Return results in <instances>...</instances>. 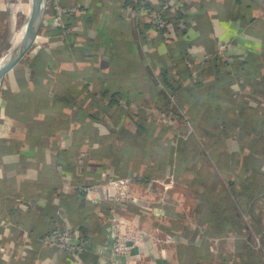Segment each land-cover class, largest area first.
I'll use <instances>...</instances> for the list:
<instances>
[{"label": "crops", "instance_id": "1", "mask_svg": "<svg viewBox=\"0 0 264 264\" xmlns=\"http://www.w3.org/2000/svg\"><path fill=\"white\" fill-rule=\"evenodd\" d=\"M75 1V5H69L68 0H62L64 6L73 9L69 14L71 25L67 30L61 29L53 34L43 32V29H58L45 20L32 51L0 84V192H12L8 196L4 195L5 201L8 197L15 199L21 196L30 202H37V197L44 199L42 211L37 216L29 212L19 214L18 210L11 213L0 205V222L12 220L14 224L31 228L32 234L36 236L49 233L57 225H77L83 235L95 239L92 250L78 259H70L58 250L36 246L33 256L35 254V260L39 264H103L98 251L102 250L106 256L110 254L112 237L107 222L109 196L104 192L95 197L65 191L62 190L64 181L73 184L89 182L96 186L100 182V175L111 167L121 176L140 171L151 174L152 177H159L172 171V164L165 168L158 160L143 161L140 157L143 152L127 146L115 132L116 122L120 120L125 129L132 133L136 131L134 122L140 118L125 113L128 105L133 109L134 106L139 109L142 104L146 108H158L153 100H159L163 84L149 83L142 79L147 66H144V63L145 58L153 57V64L147 66V71L151 76L157 75L160 71L156 62L168 53V44L150 27L146 19L148 15L142 14L137 5L138 0H129L128 5L125 0ZM143 1H146L153 11H160L163 7L173 10V7L179 4L183 12L188 14V26L185 31L178 32L174 29V34L171 31L173 27H168V30L181 42L184 58L192 53L194 62L203 67L202 72L205 70L212 74V77L208 78L210 81L215 79L216 74L212 90L222 88L221 93L224 94L223 91L227 89L232 95L220 97L219 93L215 97L214 93H210L207 96L209 104H218L223 108L226 105L230 106L229 108L240 106L248 110L249 117L255 114L264 115V0ZM2 5L7 12L10 3L0 0V9ZM7 19L8 23H15L14 15L11 16L10 12H7ZM11 33L5 40L6 44L2 42V48L11 47L14 36ZM220 43L227 45V54L231 59L229 64H219L216 61ZM35 57L50 64L49 72L53 80L50 87L35 80L38 75L33 66ZM216 63L219 64L217 68ZM119 66H123V69ZM241 68L243 73H240ZM132 72L138 74L136 82ZM60 73L65 75L61 76ZM88 76L90 78L86 79ZM107 78H112L113 88L109 87ZM57 81L63 85L71 98L74 96L76 83V88L86 95L80 97L74 105L85 109H91L95 103L99 104L102 92L112 88L111 94L120 97L121 101L117 104L114 102L109 114L104 113L110 124H94L91 131L81 127L76 131L70 125L56 123L53 114H46L50 112L47 111L50 104L44 107L32 97L40 89H46L48 96L54 95ZM120 81L122 85L119 86ZM220 82H223L221 86ZM125 89L129 90L127 95ZM119 91L124 93L119 95ZM65 114L73 120L74 116L76 119L78 116V120L85 123L87 121L83 113L79 115V109L75 106L66 108ZM145 114L148 115L146 112ZM150 120L153 121L149 123H155L153 125L157 128L154 139L159 134V126L169 128L170 132L166 133L162 141L166 143L165 146L170 149L171 154L178 147L175 144V135L180 120L184 121V117H172L166 122L156 117ZM54 125L57 128L46 137L40 134L39 127ZM86 132L88 135L84 136ZM77 133L80 135L79 139H76ZM192 138H195V135ZM75 143L81 149L79 155L84 153L87 157L84 167L77 164V158L72 164L61 163L63 154H69ZM260 147L259 151H264V146ZM234 148L237 151L241 149L239 146H233ZM173 158L174 155L171 154L170 160L173 161ZM259 167L264 174V164ZM175 171L179 178L176 168ZM180 188L183 192L179 191ZM216 188L217 185L213 183L211 189ZM133 189L140 197L152 200V205L161 204V188L149 190L145 184H140ZM195 190H202L199 184L189 186L186 181H179L175 192L168 195L165 201L167 217L163 223H160L158 210L151 212L148 209L133 208L131 217L135 218L141 227L146 230L158 227L159 238L173 234L176 243L173 245L174 251L166 257L162 256L156 246L147 244L136 249L132 256L124 262L121 261V264H230V256L258 251L256 233L248 228L243 230L238 238L235 237L237 241L234 246L230 243H220V246L215 242L213 246L209 244L212 238L220 234H236L229 231L231 225L227 222L231 218L227 216L216 224L219 230L213 235L210 234L211 228L202 220L204 217L199 212ZM260 209L264 227V207ZM36 217L38 221L32 220ZM247 218L244 215L238 219L242 225H246ZM1 230L0 242L10 244L14 248L24 246L19 239H9L7 230L3 231L4 233ZM1 262L3 264V261ZM35 263L31 262V258L29 260L19 256L10 264Z\"/></svg>", "mask_w": 264, "mask_h": 264}, {"label": "trees", "instance_id": "2", "mask_svg": "<svg viewBox=\"0 0 264 264\" xmlns=\"http://www.w3.org/2000/svg\"><path fill=\"white\" fill-rule=\"evenodd\" d=\"M68 1L70 3L69 5H75L74 0ZM79 1L76 0L75 2ZM129 2V0H125L126 5ZM137 3L140 11L143 12L142 14L149 15L153 11L146 1L144 4H141L140 1H137ZM160 11L172 23L173 30H177L179 21L185 16L183 8L181 11H173L170 7H163ZM70 20L71 16H67L65 22L66 30L71 25ZM47 30L43 29V32L53 34L61 29L53 30L49 28ZM173 33L175 34V30ZM155 34L162 36L163 40L168 44V53H166L164 58H158L156 63L160 72L157 75L152 74L153 76L147 71V66H152L153 64V57L148 56L145 58L144 66H147L142 79L149 83L160 82L163 84V88L158 96L159 100H153L154 104H157L160 110H168L173 116H179V118L187 117L189 121L191 120L195 128V138L188 142H180L177 149L171 153L174 155L172 161L170 160L171 151L165 146L166 143L164 144L162 141L166 133L170 132L168 131L169 128L164 125L159 126V134L154 139V133L157 128L153 125L155 123H149V121H153L150 119L154 118L145 114L144 111L136 109L135 106V110L131 106L129 108V105L125 113L127 115L129 113L131 117L137 116L140 118L139 121L134 122L136 131L132 133L128 129H125L122 125L123 122L121 123L122 120H120L116 122L115 132H117L118 137L126 145L128 144L127 146L143 152L140 156L143 158V161L155 162V160H158L159 163L164 164L165 168L170 164L172 166L175 164L180 180L183 182L186 181V184L189 186L199 184L202 190L200 192L195 190V193H197L195 197L196 203L199 207L200 214L204 217L202 220L211 228L210 234L213 235V233L219 230V226L217 225L225 216L231 218L227 222L231 225L229 231L235 233L236 237L242 235L243 230L247 228L258 234V228L262 222V213H258V210L264 204V174L259 170L261 167L259 165L264 164V151H259L261 148L260 145L264 146V115L255 114L249 117L248 110L246 111L240 106L229 108L230 106L226 105L223 108L218 104L216 106L209 104L207 96L210 93H214L215 97L219 93L220 97L224 95L230 97L231 94L228 93L227 89L223 91L224 94L221 93L222 88L221 90L218 88L212 90L211 86L216 79V74L215 79L210 81L208 78L212 74L205 70L202 72L203 67L200 64L194 62L193 69L188 70L185 68L184 48L168 28L155 31ZM34 60V69L38 71L35 80L50 87L53 82L51 80V72H49L50 64L43 59H37V57ZM218 66L219 64L216 63L215 68ZM119 68L123 69V66H119ZM193 71L197 73L196 78L192 77ZM240 71V73H243L242 68ZM132 73L136 82L138 74L136 72ZM60 74L61 76L65 75L64 73ZM89 78L90 76L86 79ZM106 82L109 83V87L113 86L112 78H107ZM58 83H56L55 87L57 89L54 95L50 94L48 96L46 89H40L32 97V99L43 104L44 107L48 103L50 104L47 110L50 112L46 114H53V120L56 123L70 125L76 131L81 128H86L91 131V129H94V124H103L104 126L110 124V120L104 117V113L109 114V110L114 105V102L117 104L121 101L120 97H116L114 93L111 94L113 87L102 92L103 94L100 96L99 104L95 103L91 109H85L79 105H74L80 97L86 95L85 92H80L81 90L76 88L78 86L76 83H74L75 92L73 98L69 96V93H66L63 85L60 82ZM222 84L223 82H220V86ZM120 85H122L121 81L119 82ZM124 91L125 95L129 92L126 89ZM124 91H119V95H122ZM171 99H174V102L172 105H169ZM71 106L79 109V115L81 113L84 114V117L87 119V121L85 120L86 123L80 119L79 121L78 116L77 119L74 116L73 120L65 114L66 108H71ZM236 111H238L237 114H234ZM39 128L41 129L40 134L46 137V135L57 127L54 125L52 127L42 126ZM75 135L76 139H79V133ZM87 135L86 132L84 136ZM229 139L235 140L237 146L241 147V149L239 151L235 148L229 150L227 147V140ZM242 148L245 150H242ZM80 151L81 149L78 144H73L69 154H63V157L60 159L61 163L72 164L73 160L80 154ZM245 154L246 156H244ZM146 176L152 177L151 174H147ZM213 183H215V186L217 185L216 190L211 189ZM11 193L7 191L0 192V205L13 213L16 212L15 207L5 201L6 197L4 196H8ZM244 215L248 217V223L246 222V225H242L238 219L239 216ZM37 218H33L32 220L38 221ZM229 258L231 264H264V237L258 251H253L250 254L248 252L245 255H234ZM0 264H2L1 258Z\"/></svg>", "mask_w": 264, "mask_h": 264}, {"label": "built area", "instance_id": "3", "mask_svg": "<svg viewBox=\"0 0 264 264\" xmlns=\"http://www.w3.org/2000/svg\"><path fill=\"white\" fill-rule=\"evenodd\" d=\"M138 1H140L141 4L145 3L143 0ZM69 9L70 8L64 7L62 0H48L45 20H48V23L52 26L65 29L64 19L73 11V9ZM181 9L182 8L179 4L173 7V11H181ZM184 14V18L179 21L177 27L178 32L185 31L188 26V14L185 12ZM146 19L150 27L155 31H160L168 27L172 28V23L167 20L161 11L154 10L150 12ZM171 31L174 32L173 29H171ZM194 58L195 57L192 53L185 56V68L188 70L193 69ZM215 58L219 64H229L231 62V59L227 54L226 44H219ZM192 77H197L196 71L192 72ZM173 102L174 99H171L169 105H172ZM139 110L148 113V115L153 118L156 117L158 119H163L164 122L170 120L172 117L175 119L177 118V116H173L168 110L164 111L152 107L146 108L143 104L139 106ZM194 134V126L190 123L187 117H184V121L180 122L175 135L176 146L182 141H190ZM233 146H237V142L233 139L227 140L228 149L232 150ZM85 160H87V157L83 153L77 157V164L83 166ZM146 175V173L136 171L133 174L121 176L116 174L111 167L100 175V182L96 186L89 182L87 184H73L72 182L64 181L62 190L78 192L88 196L95 195V197L104 192L109 196L110 207L107 222L110 226L108 230L111 233L112 242L109 255H104L102 250H100V252L98 251V254L102 257L101 262L103 264H121V261L124 262L129 259L136 249L147 244H151L154 247L156 246L163 257H166L170 252L174 251V244L176 243L175 235L166 234L165 237L159 238L158 227L146 230L141 227L139 222H137L135 218H132L131 215L133 214V208H138L139 210L148 209L151 212L158 210L160 213V223L165 221L167 217L165 201L167 200L168 195L175 192V188L180 181L175 171V164L172 166V171L164 176L147 177ZM140 184H145L149 190L161 188V204L152 205V200H146L135 194L133 188L138 187ZM37 198V202H30L24 196L15 199L8 197L7 202L14 206L19 214L21 212H29L34 213L36 214L35 216H37L40 215L44 203V199L40 197ZM143 202L144 204H142ZM13 222L14 221L9 219L1 221L0 230H7V237L9 239H19L18 241L20 243L22 241L24 246L14 248L10 244L0 242V258L1 261H3V264H10L13 262L14 258L19 256L23 259L30 260L31 258V262L34 261V263L36 262L35 264H39L37 263V260H35V254L33 256L34 248L36 246L45 247L49 250H58L68 255L70 259H78L84 253L91 251L95 242V239L83 235L77 225L68 227L57 225L49 233L36 236L32 234L31 228L26 226L23 227L22 224H14ZM262 223L263 221L258 228L259 233H256L255 235V242L258 249L261 247L264 237V227H262ZM0 234L2 235L1 232ZM235 237L234 234H220L219 236L212 238L209 244L213 246L215 242L216 245L220 246V243H230L234 246L233 244L237 241Z\"/></svg>", "mask_w": 264, "mask_h": 264}, {"label": "water", "instance_id": "4", "mask_svg": "<svg viewBox=\"0 0 264 264\" xmlns=\"http://www.w3.org/2000/svg\"><path fill=\"white\" fill-rule=\"evenodd\" d=\"M48 0H31L24 33L13 50L0 63V84L34 48L45 21Z\"/></svg>", "mask_w": 264, "mask_h": 264}, {"label": "rangeland", "instance_id": "5", "mask_svg": "<svg viewBox=\"0 0 264 264\" xmlns=\"http://www.w3.org/2000/svg\"><path fill=\"white\" fill-rule=\"evenodd\" d=\"M7 2L10 3V6L7 9V12H10V15H14L15 23L11 24L8 23L7 19V12L4 11V5H2L0 9V63L5 59V57L13 50L15 45L19 42L21 39L24 29L26 26L27 18L29 16L30 7H31V0H7ZM11 21V20H10ZM14 25V27H13ZM11 27V28H10ZM13 28V29H12ZM12 31V33H11ZM11 35L13 36L12 45L10 48H2L3 47V41L4 44H6L5 40L7 37ZM19 33V34H18ZM182 121V120H180ZM192 121L190 120V123ZM193 139V138H192ZM180 192H183L182 188L179 189ZM192 204V202H191ZM261 206L264 207L262 204ZM262 210L259 208L258 213ZM231 248V247H230ZM233 249H231L232 251ZM261 255H263L261 252H259Z\"/></svg>", "mask_w": 264, "mask_h": 264}]
</instances>
